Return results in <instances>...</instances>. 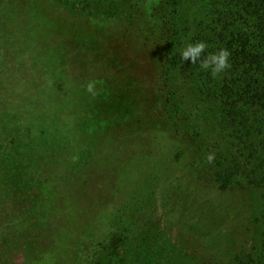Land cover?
<instances>
[{"label": "rangeland", "instance_id": "rangeland-1", "mask_svg": "<svg viewBox=\"0 0 264 264\" xmlns=\"http://www.w3.org/2000/svg\"><path fill=\"white\" fill-rule=\"evenodd\" d=\"M163 2L0 0V264H239L255 244L260 190L216 186L237 143L180 53L212 0ZM26 188L44 202L24 212Z\"/></svg>", "mask_w": 264, "mask_h": 264}, {"label": "trees", "instance_id": "trees-1", "mask_svg": "<svg viewBox=\"0 0 264 264\" xmlns=\"http://www.w3.org/2000/svg\"><path fill=\"white\" fill-rule=\"evenodd\" d=\"M181 1L164 0L163 5L165 8L172 7L176 14L180 11L177 8L180 7ZM208 6L211 8V18L207 19L204 25L209 30L204 31L200 38L213 52L220 48L227 49L230 52V67L216 77L206 71L204 80L208 79L207 84H202L200 92L203 95V104L213 108L215 113H220L224 125L230 127L231 137L237 143L235 149L223 152L221 164L217 165L212 175L216 186L223 193L238 186L240 189L260 190V210L254 216L255 223L261 227L258 239L251 248L242 250L236 260L239 264H264V0H212V4L210 2ZM166 26L163 37L170 50L176 43L174 38L178 36L174 16H169ZM208 53L211 52L205 54ZM169 100L168 94L167 101ZM172 112L176 121L181 120L174 115L178 114L177 109ZM241 125L242 130L238 128ZM62 129L59 125L57 141L62 137ZM12 167L13 163L6 166L5 173L11 171ZM9 177H0L3 187L11 183ZM28 188L26 190L29 194L24 191L17 197L19 202L27 203L24 212L30 210L35 202H44V194L32 193L29 196ZM225 196L226 194H223L222 197ZM222 208L224 211L228 209L224 204ZM31 214L33 216V210ZM46 223L44 219L43 226ZM53 226L58 230L57 225ZM53 226L44 228L49 231ZM124 232V229L113 228L109 236L110 241L106 246L103 245L104 248L117 254L119 242L126 237ZM97 264H104L100 254Z\"/></svg>", "mask_w": 264, "mask_h": 264}, {"label": "clouds", "instance_id": "clouds-1", "mask_svg": "<svg viewBox=\"0 0 264 264\" xmlns=\"http://www.w3.org/2000/svg\"><path fill=\"white\" fill-rule=\"evenodd\" d=\"M208 47L203 40H197L186 44L181 50L183 60H191L193 64L199 62L200 67L210 72L213 77L224 73L230 67V52L225 48L205 54ZM213 159L212 155L208 156V160Z\"/></svg>", "mask_w": 264, "mask_h": 264}]
</instances>
